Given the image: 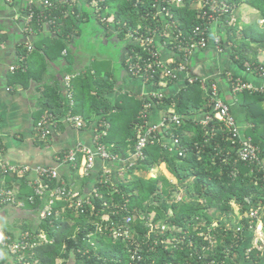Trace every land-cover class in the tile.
Returning a JSON list of instances; mask_svg holds the SVG:
<instances>
[{"label":"trees","instance_id":"16d2710c","mask_svg":"<svg viewBox=\"0 0 264 264\" xmlns=\"http://www.w3.org/2000/svg\"><path fill=\"white\" fill-rule=\"evenodd\" d=\"M18 1L24 3V0ZM198 2L84 0L79 4H61L59 8L53 6L44 14L51 13L49 19L56 16L55 23L48 26L56 35L50 37L49 42L45 38L35 40L31 51L42 49L48 58L70 61L72 54L68 44L72 35L82 32L83 23L92 22L95 28L110 26L116 30L119 39L125 42L127 54L123 66L129 71V61L145 65L143 60L148 55L135 37L157 30L166 32L168 47L178 50L180 40L192 36L196 26L201 30L208 26L206 11L221 20L232 19L226 25L227 38H221V44H230L232 56L241 68L249 66L260 72L264 61H260L257 54L264 50V0H209L219 9L216 12L209 4L200 7ZM160 3L172 14L164 20L173 22L164 28L161 19L155 17ZM24 4L28 12L27 2ZM242 5L257 10L263 24H242ZM62 9L68 13L66 17ZM34 10L31 25L41 35L43 25L38 21L41 11L38 5ZM0 38V43L6 38L1 30ZM157 45L163 46L159 42ZM19 48L20 56L26 58L27 47ZM51 49H54L53 54L49 52ZM68 67L62 72L63 80L67 73L73 74L72 65ZM114 72L104 75L95 70L89 76L76 74L71 79V98L64 92V81L40 84L35 127L43 115L51 113L58 123L56 129H61L67 125L62 118L70 112L83 119V128L91 125L93 121L88 120L85 110L90 98L95 129L98 128L99 133L106 131L100 142L111 156L128 160L146 134L147 121L151 120L155 107L164 109L165 114H178L181 123H171L163 133L156 132L159 139L150 137L143 157L137 158L132 166H124V173L117 171L111 175L99 171L90 178L91 170L89 176L83 177L79 172L81 154L75 162L61 166L60 179L51 181L50 187L63 182L68 189L79 192L82 205L70 207L65 200H57L54 208L59 212L46 219L40 218V211L50 197L49 191L38 196L29 185L28 175L6 171L9 186L3 189L13 191L14 185L19 186L20 191L15 195L17 201L37 214L39 222L22 230V233L29 232L31 238L29 246L17 254H12L0 238V264H69L70 260L74 264H239L242 251L246 255L247 250L243 247L245 233L254 232L258 224L257 220L252 221L250 210L264 207V163L240 159L239 137L232 136L215 118L209 93L200 80L187 82L175 95L164 94L160 102H153L154 106L146 111L147 116H143L140 112L150 98L140 99L130 92L116 98L110 96L116 80ZM164 79L158 72L148 83L162 89L160 81ZM172 82L167 81L166 86ZM241 96L247 120L252 124L248 134L252 136V143L260 148L259 156L263 160L264 92L244 90ZM206 115L212 119L204 124ZM173 139H177V145ZM36 142L46 147L51 144V135L45 140L36 138ZM66 151L58 157H63ZM160 166L176 180L166 175L147 176L154 167ZM89 178L92 192L85 194L80 183ZM181 193L183 197L178 198ZM127 217L131 220L127 221ZM262 223L264 230V208ZM3 231L10 241L18 240L22 234ZM263 251L261 240L246 257L260 263Z\"/></svg>","mask_w":264,"mask_h":264},{"label":"crops","instance_id":"0c3cea01","mask_svg":"<svg viewBox=\"0 0 264 264\" xmlns=\"http://www.w3.org/2000/svg\"><path fill=\"white\" fill-rule=\"evenodd\" d=\"M27 1L24 0V3L26 4ZM24 3H20L18 0H0V30L6 34L5 40L0 43L1 190L9 186V177L2 169V165L5 163L15 166L28 165L30 167L57 165L58 154L63 150L74 147L77 143H83L91 148L94 147V124L96 121L94 120L95 115L90 98H88L89 101L87 100L85 104V110L88 113V120L93 121L91 125L83 129H77L71 125L55 129L51 135V144L46 147L39 146L36 142L34 113L41 94L39 86L45 81L53 83L55 80L60 81L62 84L64 81L62 72L69 68L68 66L72 65V75L74 76L79 73L89 76L95 70L104 75L115 71L116 80L113 85V92L110 94L113 98L118 97L124 92H130L137 98L145 99L150 98L152 94L159 90V88L154 87L143 78L133 76L123 66V60L127 54L125 44L123 47H120L121 51L117 59L109 52L102 53L95 51L89 57L90 61L85 62L83 59L84 56L86 57L87 52L81 47L86 32L89 29L85 23H83L82 32L78 34L74 33L71 42L68 44V48L72 54L70 61L53 57L48 58L42 49L37 48L32 51L29 50L26 58L20 56L21 50L19 46L27 47L28 43L32 44L35 40L42 38H45L46 42H49L50 37L56 35L53 30L44 26L41 35L39 31H34L32 34L28 33L26 31L27 10L22 6ZM217 28L212 30L208 46L205 49L195 51L188 59H185L187 68L180 72L179 77L169 85L166 86V83L163 82L162 86L164 88L162 90L168 96L175 95L187 86V82H190L191 78L215 84L218 88L219 97L229 103L237 118L241 134L244 138H247L252 124L247 120V109L242 103V92L236 94L232 92L228 73H232L237 77L239 76L256 87H262L263 90L264 77L260 72L252 70L249 66L246 69L241 68L233 58L232 49L228 42L221 44V41L219 43L215 41V37L219 36L222 39L226 37L222 34L223 31H226V28L224 29L223 25L218 30ZM96 31L97 35L95 36H97L96 40L98 41L96 43L108 44L112 41L115 44L121 41L113 27L107 26L102 28L101 26ZM53 51L54 49H51L49 52L53 54ZM259 53L257 54L259 60L264 61V55H259ZM161 54L165 61L172 64L178 62L183 57V52H178L168 46H162ZM21 63H24V65ZM12 66H16L17 68L11 70ZM70 74L67 73L66 75ZM222 95L224 98H222ZM164 114V109L155 107L151 111L150 119L152 122L157 123L162 119ZM165 141L168 143V139H165ZM124 164L121 160L110 161L97 157L95 166L92 169L93 176H90V178H93L99 171L105 172V170H110V174L113 175L117 171L123 170ZM90 178L88 181L84 180L80 183L85 194L92 192L93 184ZM13 191L17 195L20 191L19 186L14 185ZM38 220V215L34 214L25 204L17 205L1 202L0 233L4 232V229L17 234L22 233L24 228L36 225L39 222ZM42 236H45V233ZM256 237L255 231L246 232L243 247L250 246ZM241 254L239 264H264V251L260 263L248 260L249 258L246 257L243 251ZM69 264H74L73 260Z\"/></svg>","mask_w":264,"mask_h":264},{"label":"built area","instance_id":"2783aa9c","mask_svg":"<svg viewBox=\"0 0 264 264\" xmlns=\"http://www.w3.org/2000/svg\"><path fill=\"white\" fill-rule=\"evenodd\" d=\"M163 1H173L177 2L178 4L182 3L183 0H163ZM162 2V1H161ZM81 3L80 0H28V12H27V24H26V31L28 33H33L34 28L32 27V20L35 15V6L38 5L41 12L38 14V21L41 22V24L44 26V24H47V27L50 24L55 23V17H50L52 14H44V12L48 9H50L53 6H56V8H59V5H72V4H79ZM209 4L211 9L216 12L219 11L216 4H210L209 0H204V5ZM202 6V7H203ZM62 11V15L66 17L68 15L67 12ZM207 14V23L212 18V15L215 14H208L206 11L204 12V15ZM169 16L172 17V14L165 6H162L161 3L158 5L157 12L155 13V17L158 19H161L163 23V28L166 26H169L172 22H165V17ZM42 17V18H41ZM193 35L188 36L187 38H184L186 40V43L184 44V40H180V43L177 45L179 49L184 48L185 51L183 52V57L178 62L172 64L165 61L161 54V48L157 45V42L162 43V45L168 46V40L167 36L168 34L166 32H162L157 30L153 34H149L147 36H140L135 37V41L140 42L142 48L146 50L147 57L144 58L145 65H141L139 63H134L132 61H129V72L133 76H137L140 78H143L145 81L148 82L149 79L152 77H156L157 73L160 72V76L165 78L164 80L160 81L162 84L163 82L167 83V81H175L178 77L180 72L184 71L187 68V65L184 62V57H187L188 55L192 54V50H200L198 48L204 49L208 44V39L210 37L207 27L203 30L199 26H196L193 30ZM160 36V37H158ZM216 42L219 43L221 41L220 37L215 38ZM1 41V38H0ZM28 50L32 49V44L28 43L27 46ZM130 60V59H129ZM17 67L12 66L11 70H15ZM261 75L264 77V68L260 71ZM74 75H68L65 77L64 82L66 85L65 93L70 98L72 97L71 91V79ZM228 77L231 82V88L233 93H239L244 90H248L250 92L254 91H261L263 92V88L256 87L255 85L245 81L241 77L234 76L232 73H228ZM198 79L191 78L190 82H195ZM202 83L203 88L207 90L210 97V103L215 110V118L220 120L223 125L228 129V132L232 134L234 137H239V141L241 144V147L239 148V155L240 159L245 162H261L260 160V148L254 145L250 140L242 138L241 132L239 128L238 121L233 114L231 107L229 103L223 101L219 97L218 88L215 84H208L204 80H200ZM164 83V84H165ZM164 91L162 89H159L157 92L152 94L150 96V100L145 102L143 110H141V114L143 116H147L146 111L150 110L154 105L153 102L156 101V104L160 102L164 96ZM154 99V100H153ZM73 103V102H72ZM155 104V105H156ZM212 119V116L206 115L203 119V123L206 124ZM62 121L67 124L71 125L77 129H82L84 125L83 119L73 113H68L64 118H62ZM181 117L178 114H165L163 115L162 119L155 123L151 122V120L147 121L148 127L147 132L144 136H142L139 140V142L136 145V151L133 154V156L128 160H121L116 156H111L110 153L106 150L105 146L100 142V138L106 133L105 130L102 131V133L98 132V128L95 129V136H94V147L91 148L89 146L84 145L83 143H77L74 147L68 149L63 157H58V164L57 165H39L36 167H30L28 165L24 166H15L11 165L9 163H5L2 165L3 171H12L17 172L19 175H28L29 177V185L34 188V192L38 196L44 195L45 192L49 191L50 197L47 201V203L44 205L42 210L40 211V218L46 219L48 217H51L53 213H58V209L54 208L56 205L57 200H65L68 203V206H76L79 207L82 205V200L79 197V192L74 191L72 189H68L64 183L62 182V185L57 186L55 188L50 187V183L53 180H59L60 179V167L68 162H75L77 159V156L81 154V162H80V168L83 170V173H81L82 176H89L90 171L94 168L96 158L100 157L105 160H121L124 162L125 166H132L134 165L137 158L143 157V149L147 145L148 140L150 137L152 139H159L160 137H156V132H162L166 127H169L171 123L180 124L181 123ZM57 121L54 119V116L50 113L43 115L40 120L37 123L36 126V138L45 140L48 138L49 135H52V133L55 131L57 127ZM163 133V132H162ZM153 141V140H151ZM177 139H173V143L177 145ZM125 168H123L124 170ZM106 174H110V170H105ZM104 172V173H105ZM16 194L14 191L11 190H0V202H6L11 204H17V205H23L22 201H17ZM263 205L260 207L252 208L250 210V217L253 220H257L258 224L256 226L255 232L257 231L258 227L260 230H263V223H262V213H263ZM131 217H127V221H130ZM240 230V228H239ZM257 237L255 241L247 247L246 255L249 257L248 253H250L253 248L257 247L259 245V242L262 240L264 242V230L262 233L256 234ZM0 237L3 239L1 241L4 242V244L7 245L8 249L12 254H17L21 250L27 248L29 246V241L31 238V234L29 232L22 233L20 238L16 241H10V238L7 236H4V233H0ZM245 254V253H244Z\"/></svg>","mask_w":264,"mask_h":264},{"label":"rangeland","instance_id":"374dc122","mask_svg":"<svg viewBox=\"0 0 264 264\" xmlns=\"http://www.w3.org/2000/svg\"><path fill=\"white\" fill-rule=\"evenodd\" d=\"M81 2H83L84 0H80ZM95 4H96V2H95ZM204 5V0H199V2H198V6H200V7H202ZM5 8H7V6H5ZM79 8H81V7H79ZM240 15H241V18H242V20H241V22H242V24L243 23H247V24H250V23H257V24H259V26H261L262 24H263V21H262V19H260V16H259V14H258V12L254 9V8H252V7H250V6H248V5H245V6H243L242 5V8L240 9ZM231 19V18H230ZM228 20V21H225V20H221L220 19V17L218 16V15H212V18H211V20L209 21V23H208V26H207V30H208V33H209V35L211 34V32H212V30L214 29V28H217V30L220 28V27H222V25L224 26V29L226 28L225 26L227 25V24H230L231 22H232V19L231 20ZM86 26H87V28L89 27V29L87 30V32H86V35H85V39H84V41H83V43L81 44L82 46V48L85 50V52H87V55H86V57L84 56V59L83 60H85V62H89L90 61V56L92 55V53H94L95 51L96 52H109L111 55H113L114 56V58H118L119 57V54H120V47H123L124 46V44H125V42L124 41H119V42H116L115 44H114V42H112V41H110V43H108V44H101V43H96V39H97V36H95V35H97V27L96 28H94V26L92 25V22H89L88 24L86 23L85 24ZM44 27H46V28H48L47 27V24H44ZM223 29V30H224ZM226 30V29H225ZM93 31H95V33H93ZM222 34L224 35V37L226 36L227 37V32L226 31H223L222 32ZM158 37H160V36H158ZM219 37V36H218ZM216 38V37H215ZM210 39H211V37H209V39H208V44H209V41H210ZM134 40H135V38H134ZM216 41V40H215ZM98 42V41H97ZM208 44H207V46H208ZM206 46V47H207ZM205 47V48H206ZM204 48V49H205ZM198 49H200L201 50V48H198ZM178 52L180 51H185V49L184 48H182V49H179L178 48V50H177ZM193 52H192V54H194V52H195V50H192ZM191 54V55H192ZM262 54V56L264 55V50H261L260 51V53H259V55H261ZM191 55H188L187 57H184V62H185V64H187L186 63V60L185 59H188ZM184 56V55H183ZM251 56H253V55H251ZM263 58V57H262ZM261 59V58H260ZM70 75H72V74H70ZM44 83H46V81L44 82ZM264 91V90H263ZM65 92V91H64ZM165 93V92H164ZM222 98H224V96L222 95ZM264 103V102H263ZM239 128H240V126H239ZM95 136V135H94ZM241 137L242 138H244L243 137V135L241 134ZM252 136H250L249 134L247 135V138H245V139H248V140H250V139H252L251 138ZM261 162H263L264 163V159L263 160H261ZM126 169H124V170H120V172L121 173H124V171H125ZM79 172H80V174L81 173H83V170H81V168L79 169ZM158 175H166L167 177H169L172 181H175L176 179H175V176L174 175H172L171 173H169L164 167H159V168H154V169H152V171L147 175L148 177H153V176H158ZM182 193H183V191H182ZM180 194L179 195V197L178 198H182L183 197V194ZM263 231V230H262ZM262 231L260 230V228L258 227V229H257V231H256V234H258V233H262ZM249 246V245H248ZM247 246V247H248ZM246 247V248H247ZM70 262H72V260H70Z\"/></svg>","mask_w":264,"mask_h":264},{"label":"clouds","instance_id":"9594fccd","mask_svg":"<svg viewBox=\"0 0 264 264\" xmlns=\"http://www.w3.org/2000/svg\"><path fill=\"white\" fill-rule=\"evenodd\" d=\"M0 238H2V237H0Z\"/></svg>","mask_w":264,"mask_h":264}]
</instances>
